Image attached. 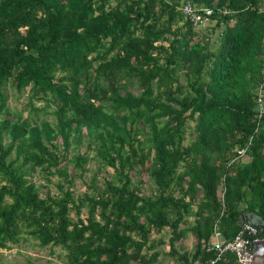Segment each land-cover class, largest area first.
Segmentation results:
<instances>
[{"label": "trees", "instance_id": "obj_1", "mask_svg": "<svg viewBox=\"0 0 264 264\" xmlns=\"http://www.w3.org/2000/svg\"><path fill=\"white\" fill-rule=\"evenodd\" d=\"M243 212L264 219V0H0V253L208 264Z\"/></svg>", "mask_w": 264, "mask_h": 264}, {"label": "rangeland", "instance_id": "obj_2", "mask_svg": "<svg viewBox=\"0 0 264 264\" xmlns=\"http://www.w3.org/2000/svg\"><path fill=\"white\" fill-rule=\"evenodd\" d=\"M212 25V24H211ZM198 28L197 30H199ZM203 30V29H202ZM211 39H213V36H211ZM134 92H137L136 88H133ZM5 92L7 93V106L9 107V110L12 112L22 110L24 103L26 101V94L23 92L19 95H16L14 91L11 89H6ZM35 105H38V102L34 103ZM49 109H47L46 112L39 111L37 113L38 117H43L47 119L48 121L52 122L53 118L52 115L48 112ZM25 112L22 111V115H24ZM189 130H187L188 132ZM81 149H84V145L81 147ZM92 154V152H90ZM87 172L83 174V179L88 180L90 177V174L95 170V165L93 162H89L86 164ZM107 172L110 173L111 169L107 167ZM106 170L103 173H107ZM144 176V175H143ZM31 179L36 184H41V179L38 177V174L36 172L33 173L31 176ZM57 178L51 177V182L48 184V188L50 192L54 191V186L52 182H54ZM82 181L81 179H75L74 180V188L76 193L83 190V186H81ZM185 246L190 245V240L187 238L184 242ZM63 252L58 247H41L38 245L37 241L31 238H27L26 241H21L17 244L11 245L8 249L1 250L0 253V264H62ZM162 264H173L171 261H169L167 258H165L162 261Z\"/></svg>", "mask_w": 264, "mask_h": 264}, {"label": "built area", "instance_id": "obj_3", "mask_svg": "<svg viewBox=\"0 0 264 264\" xmlns=\"http://www.w3.org/2000/svg\"><path fill=\"white\" fill-rule=\"evenodd\" d=\"M181 11L185 15L193 27L202 28L208 21L210 9H205L204 14H200L193 10L188 2L181 6ZM258 110L262 109V101L260 95L257 98ZM243 150L238 153L243 155ZM264 243V234H259L256 228L248 223L240 225L239 229L230 239H220L219 233L214 231L209 242H207L206 250L212 253L213 257L208 264H216L217 260L226 254H232L236 264H251L253 260L252 246L254 244Z\"/></svg>", "mask_w": 264, "mask_h": 264}, {"label": "water", "instance_id": "obj_4", "mask_svg": "<svg viewBox=\"0 0 264 264\" xmlns=\"http://www.w3.org/2000/svg\"><path fill=\"white\" fill-rule=\"evenodd\" d=\"M243 223H248V224L254 226L259 234H264V219L261 218L259 215H256L253 212H243L241 215L239 225H241ZM256 245L260 246L261 243L254 244L252 246V251H253V247ZM262 247L264 250V245Z\"/></svg>", "mask_w": 264, "mask_h": 264}, {"label": "crops", "instance_id": "obj_5", "mask_svg": "<svg viewBox=\"0 0 264 264\" xmlns=\"http://www.w3.org/2000/svg\"><path fill=\"white\" fill-rule=\"evenodd\" d=\"M220 239H223L219 234ZM190 240V238H189ZM262 246H254L253 247V262L251 264H263L264 263V252Z\"/></svg>", "mask_w": 264, "mask_h": 264}, {"label": "flooded vegetation", "instance_id": "obj_6", "mask_svg": "<svg viewBox=\"0 0 264 264\" xmlns=\"http://www.w3.org/2000/svg\"><path fill=\"white\" fill-rule=\"evenodd\" d=\"M263 245H264V243H261V245H260V246H263ZM252 262H253V260H252ZM252 262H251V263H252ZM263 264H264V263H263Z\"/></svg>", "mask_w": 264, "mask_h": 264}]
</instances>
